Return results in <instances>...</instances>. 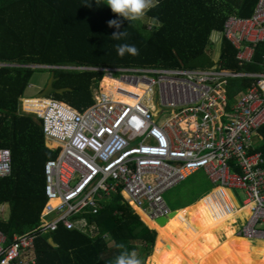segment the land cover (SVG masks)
Segmentation results:
<instances>
[{
    "label": "trees",
    "instance_id": "16d2710c",
    "mask_svg": "<svg viewBox=\"0 0 264 264\" xmlns=\"http://www.w3.org/2000/svg\"><path fill=\"white\" fill-rule=\"evenodd\" d=\"M257 2L158 0V6L146 14L155 23L149 29L143 19L131 21L113 13L107 0H0V62L6 63L0 65V148L10 149L12 154V173L0 178V203L10 205L11 215L9 220L0 221V230L10 243L16 234L23 235L40 226L48 202L46 164L62 152V148L50 149L46 145L44 120L17 112L18 100L38 69L33 64L58 66L51 69L58 77L55 87L71 90L55 94L54 98L84 111L94 103L92 83L104 74L97 69L213 67L214 51L207 53L214 44L213 34L224 32L231 16L250 18ZM113 19L120 22L119 29L108 26ZM116 31H125L127 36L114 40ZM123 43L134 44L139 55L118 56L115 45ZM220 52L225 68L243 70L237 49L226 37ZM263 61L261 43L255 46L253 61L245 70L261 71ZM108 80L104 85L111 83ZM251 84L249 79L232 81L231 100ZM259 135L256 149L263 150L264 127ZM231 199L229 190L213 188L161 225L151 221L121 190L98 214L87 216L89 223L96 225V236L64 226L40 236L38 264H112L121 251L120 244L140 253L143 264H148L152 246L149 264L209 263L217 252L227 249L232 253L238 248L233 241L252 216L251 206L241 209L243 206L236 205L237 209ZM140 242L143 249L137 244ZM231 258L224 264H242L238 257ZM248 260L246 257L243 262L248 264ZM256 264L264 261L260 258Z\"/></svg>",
    "mask_w": 264,
    "mask_h": 264
},
{
    "label": "built area",
    "instance_id": "2783aa9c",
    "mask_svg": "<svg viewBox=\"0 0 264 264\" xmlns=\"http://www.w3.org/2000/svg\"><path fill=\"white\" fill-rule=\"evenodd\" d=\"M222 34L237 49L243 70L225 68L221 54L205 69L102 68L97 69L102 78L91 87L94 103L86 110L54 97L45 98L44 116L22 108L44 120L48 145L58 144L49 148L62 152L46 164L48 202L40 226L16 234L11 243L0 230V264H38L39 237L62 226L96 236L87 216L98 214L121 190L150 219L170 217L164 193L200 170L215 188L247 192L241 209L251 206L252 216L238 235L264 239V149H256L264 127V61L261 71L245 70L255 46L264 43V0L250 18L231 16ZM106 78L120 85H104ZM240 78L252 84L230 108V84ZM11 173V151L0 148V178ZM5 220L0 203V221Z\"/></svg>",
    "mask_w": 264,
    "mask_h": 264
},
{
    "label": "rangeland",
    "instance_id": "374dc122",
    "mask_svg": "<svg viewBox=\"0 0 264 264\" xmlns=\"http://www.w3.org/2000/svg\"><path fill=\"white\" fill-rule=\"evenodd\" d=\"M143 22L148 26L149 29H152L155 26L154 21L149 19L146 15L143 18ZM217 36H219V40L216 39L218 41L217 42L214 41V44H212L213 46H211V48L207 49V53H212L214 51V53L211 54L212 60L217 59V57H219L221 54L220 50H222V41H223L224 36L222 33L217 34ZM207 57H209V56H207ZM209 59H210V57H209ZM11 65H16V64L12 63ZM45 65H48V64H45ZM33 66L38 68L34 74V77L32 78V82H35L37 84V87H34V85H31V87H28L25 90V92L23 94V97H24L23 107H24V110L27 112H31V113L35 112L36 113L35 109L38 108V105L36 103H39L36 100V97H38L40 92H41L39 90V88H41V90L46 88L47 82L49 81V79L51 77L52 70L42 68V66H44V64H39V65L33 64ZM68 67H70V66H68ZM196 68L205 69V68H207V66H197ZM108 82H111L113 84V87H112V84L108 83L109 87H111L113 89H115V87H118V85H120V84L116 83L115 80H113V79H109ZM46 101L49 102L48 100H46ZM32 102H34L35 105L29 106V104H32ZM41 104H44V102H41ZM41 114H42V111H41ZM29 116H33L36 119H38V115L31 114ZM165 120H166V118L161 119L160 123L164 122ZM213 188H215V185H213L209 180H207L204 170H200L197 173H195L194 176L192 178H190L189 180L184 181L180 185H177V186L173 187L172 189L166 191L164 193V198H165V201L167 202L169 208L172 211H174L177 209H181V208H183L189 204L195 203L205 193L212 191ZM231 193H232L233 200L238 207L243 206L245 201L248 199L247 192L243 189L232 190ZM6 212H7V207H6ZM10 213H11V208L9 207V211L7 212V216H10ZM53 217L54 216H51L49 219H52ZM155 240H156V238H155ZM233 243L238 245V248L232 252L233 254L230 252V250L223 249V250L217 252L216 254L212 255L209 263H207V262L206 263L204 262V263L205 264H214L215 262H222L224 264V263H228V261L232 260L233 258H231V257H238L242 264H245L243 261L246 257H249L248 264H256V261L259 260L260 258L264 261V253L259 252V250H262V249L264 250V243H257V242H255V240H250L248 238L246 239L245 237H241V236H239L237 239H235L233 241ZM109 244L113 245V243L111 241H109ZM137 244L139 245L140 249L144 248L143 243L140 242ZM251 245H252V247L250 249ZM244 246L246 248H244ZM248 249L250 250L249 252L247 251ZM152 251H153V246H152L150 255H151ZM137 254H138L139 258L142 260V262H144V258H141L142 255L140 253H137ZM150 255H149V257H150ZM149 257H148V260H149ZM228 258H231V259L228 260ZM148 260H147V263L149 264Z\"/></svg>",
    "mask_w": 264,
    "mask_h": 264
},
{
    "label": "clouds",
    "instance_id": "9594fccd",
    "mask_svg": "<svg viewBox=\"0 0 264 264\" xmlns=\"http://www.w3.org/2000/svg\"><path fill=\"white\" fill-rule=\"evenodd\" d=\"M107 5L111 8L113 13L131 21H136L143 19L148 11L158 6V0H107ZM108 26L119 29L121 25L118 20L113 19L108 22ZM126 36L127 33L125 31H116L112 35L114 40H120ZM212 41L214 42L213 36ZM115 48L118 56L121 58L126 54L132 56L139 55V49L134 44H117ZM119 247L121 251L119 255L115 257L112 264H143L135 250L129 251L124 244H120Z\"/></svg>",
    "mask_w": 264,
    "mask_h": 264
},
{
    "label": "crops",
    "instance_id": "0c3cea01",
    "mask_svg": "<svg viewBox=\"0 0 264 264\" xmlns=\"http://www.w3.org/2000/svg\"><path fill=\"white\" fill-rule=\"evenodd\" d=\"M215 34H219V33H215ZM215 34L213 35V39H214V41H218L219 40V36H217V38H215ZM216 39H218V40H216ZM0 64H2V65H5L6 63H3V62H0ZM37 65H39V64H37ZM34 77V76H33ZM241 79V78H240ZM240 79H234V80H232V81H235V80H240ZM231 81V82H232ZM31 85H34V87H37V84L35 83V82H32V80L31 81H29V84L27 85V87H26V89L28 88V87H31ZM231 85V84H230ZM25 89V90H26ZM45 89V88H44ZM44 89H42L41 90V88H39V90L42 92ZM25 90H24V92H25ZM24 92H23V94H24ZM41 92H40V94H41ZM244 91H241V92H239L238 94H237V98H238V96L240 97L241 96V94L243 93ZM39 94V95H40ZM92 96H93V94H92ZM39 98H41L40 96H38ZM38 97H36V98H38ZM51 97H54V96H51ZM236 98V99H237ZM23 99H24V97H23V95H22V97L21 98H19V100H18V115H20V116H24V115H31V114H24V112L22 111V108H23ZM43 99H45V98H43ZM236 99H234L230 104V108H231V106L234 104V101L236 100ZM37 105H38V107H39V103H36ZM35 105V103L34 102H32V104H29V106H34ZM39 108H37V109H35V111H36V113L37 114H40L41 116H44L45 114H44V111L43 110H38ZM41 111H42V114H41ZM35 113V112H34ZM260 135H256V140L257 141H259L260 140ZM46 141H47V139H46ZM46 145L48 146V147H50L49 145H48V141L46 142ZM51 149V148H50ZM6 207H7V212L9 211V207H10V205L9 204H4ZM11 208V207H10ZM7 212H6V221L7 220H9V218H10V216H7ZM10 215H11V213H10Z\"/></svg>",
    "mask_w": 264,
    "mask_h": 264
},
{
    "label": "water",
    "instance_id": "95a60500",
    "mask_svg": "<svg viewBox=\"0 0 264 264\" xmlns=\"http://www.w3.org/2000/svg\"><path fill=\"white\" fill-rule=\"evenodd\" d=\"M58 79L56 76V71H52L51 77L49 81L47 82L46 88L41 92L39 95L41 98H50L51 96H54L55 94H64L66 91H70V88H63L59 89L55 87V82ZM179 209L174 210L170 216H172L174 213H176ZM167 217H160L157 219V222L161 225L165 224L167 222Z\"/></svg>",
    "mask_w": 264,
    "mask_h": 264
},
{
    "label": "bare ground",
    "instance_id": "6f19581e",
    "mask_svg": "<svg viewBox=\"0 0 264 264\" xmlns=\"http://www.w3.org/2000/svg\"><path fill=\"white\" fill-rule=\"evenodd\" d=\"M115 82L116 83H118V81H116L115 80ZM118 84H120V83H118ZM36 100L40 103V105H39V109L40 110H43L44 111V114L46 113V111H47V107H48V104H49V102H47L46 100L47 99H43V98H36ZM41 102H44V104H41ZM131 102H133V101H131ZM50 144H51V146H58V144L57 143H52V142H50ZM61 203V201L60 200H53L52 201V204H54V205H56V206H58L59 204ZM150 219V218H149ZM151 221H155V220H152V219H150ZM248 239H251V238H248ZM251 240H255V241H264V239H251Z\"/></svg>",
    "mask_w": 264,
    "mask_h": 264
}]
</instances>
